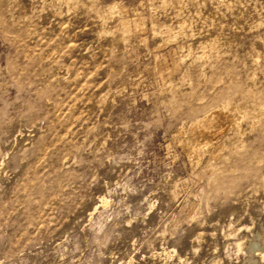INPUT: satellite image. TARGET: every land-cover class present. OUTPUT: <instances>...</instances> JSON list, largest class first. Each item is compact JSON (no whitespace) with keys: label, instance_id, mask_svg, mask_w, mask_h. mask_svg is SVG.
<instances>
[{"label":"rangeland","instance_id":"374dc122","mask_svg":"<svg viewBox=\"0 0 264 264\" xmlns=\"http://www.w3.org/2000/svg\"><path fill=\"white\" fill-rule=\"evenodd\" d=\"M263 238L264 0H0V264H264Z\"/></svg>","mask_w":264,"mask_h":264},{"label":"bare ground","instance_id":"6f19581e","mask_svg":"<svg viewBox=\"0 0 264 264\" xmlns=\"http://www.w3.org/2000/svg\"><path fill=\"white\" fill-rule=\"evenodd\" d=\"M221 114V113H219ZM217 114L216 112L212 116V122L209 121V123H212L216 130H221L223 126V120L220 117V115ZM223 114V113H222ZM221 114V115H222ZM234 116V115H232ZM206 120V119H205ZM229 121V120H228ZM231 121V120H230ZM237 122V121H236ZM193 125V124H192ZM191 125V126H192ZM203 125L202 122H196L190 129H189V136L192 138L194 141V146H192L193 149L198 148L200 143H204V141L209 137H212L211 135L215 134H210V133H204L205 131L202 129ZM215 136V135H214ZM185 141V140H184ZM188 143V142H187ZM207 145V143H206ZM191 151V149H190ZM111 202V200L107 199L106 196L101 198V203L103 206L108 205ZM233 239V243L238 248L239 250H242V247L245 245V238H238L235 233L231 237ZM230 239V237H229ZM264 239V238H263ZM230 242V241H229ZM247 251L249 252V255L253 254H259L261 259H264V245H261L260 242L253 240L248 247H246ZM212 264H218L217 261L213 260Z\"/></svg>","mask_w":264,"mask_h":264}]
</instances>
